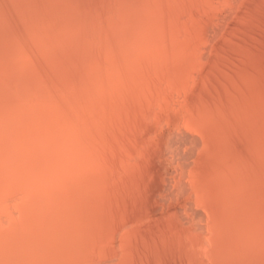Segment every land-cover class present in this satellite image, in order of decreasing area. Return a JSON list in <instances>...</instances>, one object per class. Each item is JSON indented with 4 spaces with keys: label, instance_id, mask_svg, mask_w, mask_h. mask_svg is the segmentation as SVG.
<instances>
[{
    "label": "bare ground",
    "instance_id": "1",
    "mask_svg": "<svg viewBox=\"0 0 264 264\" xmlns=\"http://www.w3.org/2000/svg\"><path fill=\"white\" fill-rule=\"evenodd\" d=\"M153 2L0 0V264H171L177 259L184 264H264V97L259 98L255 84L252 98L250 87L242 91L231 81L238 92L229 87L235 93L223 95L238 96L219 95L231 106H223L221 99L216 105L218 91L213 95L210 90L217 95L210 107L203 102L210 94L201 97L197 87L199 93L192 92L202 101L195 104L198 108L197 100H188L192 93L185 99L198 113L193 106H187L193 114L184 113V107L185 115L179 111L175 101L195 68L184 64L188 76L183 65L178 67L177 53L167 52L160 7ZM184 88L189 91V84ZM169 91L177 92L170 95L177 96L173 104L166 98ZM142 105L155 108L152 115ZM139 107L145 119L157 117L160 121H150L159 125L177 116L172 110L183 114L177 117H185L179 120L182 128L170 121L172 131L178 127L184 134L187 127L201 136L194 138L196 147L185 142L191 149L177 137L191 150L188 162L176 138L170 142L175 145L158 144L159 136L158 145L139 143L144 137L137 126L145 122L144 115L139 113L138 131L128 123L137 120L133 113ZM125 121L139 133L140 145L127 144L128 133L118 132L120 126L128 130ZM248 123L253 128L247 129ZM234 130L244 136L251 131L245 146L233 145L235 139L230 143ZM135 132L128 134L133 141Z\"/></svg>",
    "mask_w": 264,
    "mask_h": 264
},
{
    "label": "rangeland",
    "instance_id": "2",
    "mask_svg": "<svg viewBox=\"0 0 264 264\" xmlns=\"http://www.w3.org/2000/svg\"><path fill=\"white\" fill-rule=\"evenodd\" d=\"M152 1H154L155 2V5H154V7L155 6H157V7H160V9H159V12H157V14L160 16V18L158 19V20H160L161 21V25H160V27H159V29L161 30L160 31V33H162L163 31L165 32V34L163 35V33H162V35H163V39H164V41H165V43H166V45L168 44V48H169V51H167L168 53L169 52H174L175 51V53H177L176 54V59H177V61H178V59H179V62H178V67H180V66H184V64H185V66H187L188 67V69L191 67V69L190 70H192L193 68H195L194 70H197V73H196V71H191V73H193L194 75H192V74H190V72H188V71H190V70H188V69H186L185 68V66H184V68L183 69H185L184 71L186 72H188V76L189 75H192V76H189V77H187L186 75L187 74H184V76H186L185 78H188V79H190V77L192 78V77H194V78H192V80L194 79L195 80V77L197 76L196 74H198L199 76H197L196 77V80H195V82H194V84L192 85V84H190L189 82L191 81V82H193L192 80H190L188 83H187V81H185L183 84L184 85H186L187 87H188V84H189V88H190V90H191V92H190V90L188 91V88H184V87H186V86H182V84H181V88H183V89H180V90H182L183 92H181L180 90L178 91L179 93L181 92V94H178V96H183L184 97V101H183V99H182V97L180 96V98H178L179 100L181 99L182 101H183V103H189L188 105L186 104H184V105H182L181 104V102H179V106L177 105L178 104V101H175V100H177V98H175V97H177V96H175V94L177 93L176 91H174V92H171V93H175L174 95L172 94V96H170L171 95V93H170V91H169V96L173 99V100H169L170 98H169V96L167 97L166 96V98H168V101H172V104H173V102L175 101V102H177V104L175 105L177 108H178V110L180 109V108H183L184 107V113L185 112H187L186 114H188L189 112L188 111H191L192 110V108H190V107H192L193 106V101H195V100H197V102H194V106L196 107V108H198V106H196L195 104L197 103V105H198V100L199 99H195V96L194 95H196L197 93H199L198 91L196 92V88L198 87V88H200L201 89V94L203 95V96H201V97H204V98H206V96H204V95H207V98H209V100L207 99V101H203V102H205V103H208L209 105L212 103L211 102V100L212 99H215L216 97H217V95H216V97L214 98V96L212 97V93H213V95H214V93L216 92V91H218V92H216L217 94H218V97L215 99V101H214V103L216 102L217 104H218V106L220 107V105L222 104H220L219 105V103L220 102H224L223 103V106H227V105H224V104H230V106H231V102H230V99L228 100V101H224V100H222V98H224L225 99V96L226 97H231V96H233V97H235V95H237L238 93H236L235 95H233L232 93L231 94H228V92L226 93V94H224L223 95V93L224 92H226L227 90H229V89H225V88H231L232 87V85L233 84H235L236 86L237 85H240L241 86V88H242V86H245V90H246V88H247V90L249 89V87H250V89H251V91H249V95L250 94H252L253 92H254V89L255 88H253L254 87V85L253 84H255V87H256V90H258V95L260 96L259 98H261V97H264L263 96V94L261 95V93L263 92L264 93V0H234V1H236L235 3H234V1L233 0H231L232 2H231V4L229 5V2H230V0H221V3H220V0L219 1H216V0H207V2H205L206 4H204V1L205 0H151V2ZM157 1V2H156ZM164 1V2H163ZM215 1H216V3H217V5H215L216 3H215ZM250 1V2H249ZM154 2H153V4H154ZM179 2V3H178ZM196 2V3H195ZM214 4H213V3ZM223 2V3H222ZM224 2H225V4H224ZM240 2V3H239ZM159 3V4H158ZM169 3V4H168ZM208 3V4H207ZM234 3V4H233ZM243 3V4H242ZM253 3L255 4V6L253 5ZM177 4V5H176ZM197 4V5H196ZM201 4V5H200ZM203 4V5H202ZM238 4V5H237ZM175 7H174V6ZM183 5V6H182ZM194 5V6H193ZM205 5H208L207 7L205 6ZM219 5V6H218ZM220 5H222V7H220ZM237 5V6H236ZM246 5V6H245ZM164 6V7H163ZM172 8H171V7ZM196 6V7H195ZM217 6L219 7V8H217ZM232 6V7H231ZM243 6V7H242ZM249 6V7H248ZM166 7V8H165ZM184 7V8H183ZM210 7V9H208ZM225 7H227L228 8V11L226 10L227 8H225ZM239 7H241V8H239ZM249 9H248V8ZM260 7V8H259ZM163 8H164V11H163ZM196 8V9H195ZM207 8V9H206ZM216 9L215 11H213L214 9ZM221 8V9H220ZM247 8V9H246ZM258 8V9H257ZM167 9V10H166ZM189 9V10H188ZM206 9V10H205ZM224 11H223V10ZM232 9V10H231ZM235 9V10H234ZM240 9V10H239ZM252 9V10H251ZM171 10V11H170ZM181 10V11H180ZM190 10L192 11V13L190 12ZM197 10V11H196ZM229 10H231V11H229ZM242 10V11H241ZM250 10H251V12H250ZM188 11L190 12V13H188ZM212 11V12H211ZM220 11V12H219ZM244 11V12H243ZM170 12V13H169ZM173 12V13H172ZM186 12V13H185ZM199 12V13H198ZM217 12V13H216ZM225 12V13H224ZM231 12V13H230ZM256 12V13H255ZM208 13V14H207ZM211 13V14H210ZM219 13V14H218ZM222 13V14H221ZM259 15H258V14ZM262 13V14H261ZM162 14V15H161ZM171 14H173V15H171ZM185 14V15H184ZM202 14V15H201ZM217 14V15H216ZM229 14H231V15H229ZM177 15H178V17H177ZM180 15V16H179ZM212 15V16H211ZM213 15H214V17H213ZM222 15H226V17L225 16H222ZM229 17H228V16ZM236 15V16H235ZM169 16H171V17H169ZM172 16H173V18H172ZM175 16H176V18H175ZM192 16V17H191ZM208 16V17H207ZM219 17H221V18H224V19H219L218 20V18ZM239 16V17H238ZM249 16V17H248ZM261 16H263V17H261ZM170 19H169V18ZM196 17H198V18H196ZM202 17V18H201ZM205 17V18H204ZM216 17V18H215ZM232 17V18H231ZM168 18V19H167ZM188 18V19H187ZM190 18V19H189ZM191 18H193L192 20H191ZM200 18V19H199ZM209 18V19H208ZM213 18V19H212ZM215 18V19H214ZM242 18H244V19H242ZM167 19V20H166ZM172 19H174L175 21H173L174 22V24H173V22H172ZM207 19V20H206ZM238 19V20H237ZM249 19V20H248ZM197 20V21H196ZM201 20V21H200ZM223 20V21H222ZM230 22H229V21ZM167 21H169V23L167 22ZM172 23H171V22ZM179 21H181V22H179ZM182 21H183V23H182ZM190 21H192V22H190ZM198 21H200V22H198ZM219 22L218 24L216 23V22ZM222 21V22H221ZM226 21V22H225ZM228 21V22H227ZM233 21V22H232ZM250 21H252V22H250ZM259 21V22H258ZM175 22H176V24H175ZM185 22H187L186 24H185ZM245 24H243V23ZM248 22H249V24H248ZM167 23V24H166ZM197 23V24H196ZM204 23V24H203ZM216 23V24H215ZM221 23H223V24H221ZM188 24V25H187ZM220 24V25H219ZM251 24L253 25V26H255V27H253V26H251ZM163 25H164V27L165 28H163ZM171 25H174L173 27L174 28H172V26L170 27ZM197 25V26H196ZM217 25H218V27H217ZM259 25V26H258ZM184 26V27H183ZM210 26V27H209ZM249 26V27H248ZM169 27H170V29L172 30H170L169 29ZM180 28V29H182V27H183V29L182 30H177V28ZM217 27V28H216ZM226 27V28H225ZM230 27H233V28H230ZM241 27H243V28H241ZM192 28V29H191ZM209 28V29H208ZM212 28H213V30H212ZM251 28V29H250ZM260 28V29H259ZM166 29V30H165ZM176 29V30H175ZM194 29H196V30H194ZM214 29H215V31H214ZM224 29V30H223ZM226 29V30H225ZM257 29V30H256ZM259 29V30H258ZM262 29V30H261ZM169 30L171 31V32H169ZM174 30V31H173ZM230 30V31H229ZM236 30H238V33H237V31ZM245 30V31H244ZM247 30V31H246ZM176 31V32H175ZM179 31V32H178ZM214 31V32H213ZM220 31H221V33H220ZM227 31V32H226ZM234 31H236V32H234ZM239 31H242L241 33L239 32ZM254 31V32H253ZM260 31V32H259ZM174 32V33H173ZM216 32V33H215ZM244 32V33H243ZM253 32V33H252ZM262 32V33H261ZM178 34V35H174L173 36V39H172V35L171 36H169V34ZM213 33H214V35H213ZM224 33H226V34H224ZM246 33V34H245ZM196 34V35H195ZM208 34V35H207ZM224 34V35H223ZM228 34V35H227ZM231 34V35H230ZM243 34H245V35H243ZM165 35H166V37H165ZM212 35V36H211ZM225 37H223V36ZM233 35V36H232ZM176 36H178V37H176ZM189 36H190V38H189ZM207 37V38H205V40H204V37ZM209 36H210V38H209ZM171 37V38H170ZM196 37H198V39L196 38ZM236 37V38H235ZM251 37V38H253L252 39V42L250 41V39L249 38ZM260 37V38H259ZM263 37V38H262ZM179 38V39H178ZM183 38V39H182ZM188 40H191V41H193V42H190V41H188ZM203 38V39H202ZM209 38V39H208ZM218 38V39H217ZM235 38V39H234ZM239 38H241L242 40H240ZM170 39V41H168ZM185 39H186V41H185ZM210 39H211V41L212 42H210ZM224 39H225V41H224ZM227 39V40H226ZM237 39V40H236ZM261 40V43H260V40ZM174 40V41H173ZM178 40H180L179 41V43H178ZM197 40V41H196ZM199 40V41H198ZM201 40V41H200ZM206 40H209V41H207L206 42ZM215 40H217V42L215 41ZM254 40V41H253ZM177 41V42H176ZM227 41V42H226ZM241 41V42H240ZM250 41V42H249ZM163 42V41H162ZM174 42V43H173ZM175 42H176V44H175ZM201 42V45H203V46H201L199 43ZM213 42H214V44H213ZM216 42V43H215ZM242 42H246V43H242ZM263 42V43H262ZM210 43V44H209ZM171 44V45H170ZM192 44V45H191ZM199 44V45H198ZM204 44H207V46L206 45H204ZM212 44H213V46H212ZM229 44V45H228ZM232 44V45H231ZM247 44V45H246ZM252 44V45H251ZM180 45V46H179ZM195 45V46H194ZM197 45V46H196ZM260 45V46H259ZM170 46V47H169ZM179 46V47H178ZM198 46H201V48L204 50H198V52L196 51V52H194L195 51V49L197 50V48L199 49V47ZM245 46V47H244ZM177 47V48H176ZM186 47V48H185ZM191 47V48H190ZM211 47V48H210ZM220 47V48H219ZM241 47V48H240ZM253 47V48H252ZM170 48H172V49H170ZM185 48V49H184ZM188 48V49H187ZM200 48V49H201ZM230 48V49H229ZM245 48V49H244ZM247 48H249V49H247ZM212 49V50H211ZM258 49V50H257ZM194 50V51H193ZM243 50H246V53H245V51H243ZM193 51V52H192ZM211 51V52H210ZM217 51V52H216ZM239 51V52H238ZM250 51V52H249ZM166 52V53H167ZM189 52V53H188ZM202 52H204V53H202ZM236 52L237 53H239V54H241V55H239V54H236ZM249 52V53H248ZM174 53V54H175ZM181 53V54H180ZM194 53H198L197 55L195 54L194 55ZM211 53H213V54H211ZM234 53V54H233ZM248 53V54H247ZM253 53V54H252ZM256 53H258V54H256ZM179 54H180V56H179ZM183 54V55H182ZM186 54V55H185ZM206 54V55H205ZM207 54H209V55H207ZM250 54V55H249ZM178 55V56H177ZM219 55V56H218ZM256 57H255V56ZM185 56V57H184ZM240 56V57H239ZM246 56V57H245ZM248 56V57H247ZM252 56V57H251ZM190 57V58H189ZM199 57V58H198ZM201 57V58H200ZM254 57V58H253ZM180 58H182V59H180ZM183 58H185V59H183ZM208 60H207V59ZM237 58V59H236ZM244 58V59H243ZM191 59H192V61H191ZM201 59V60H200ZM239 59V60H238ZM242 59V60H241ZM203 60H204V62H203ZM210 60V61H209ZM222 60V61H221ZM249 60V61H248ZM201 61V62H200ZM249 63H248V62ZM175 62V61H174ZM203 62V63H202ZM241 62V63H240ZM190 63V64H189ZM207 63H209V65L207 64ZM219 63V64H218ZM258 63V64H257ZM194 64V65H193ZM198 64V65H197ZM208 66H207V65ZM228 64V65H227ZM233 64V65H232ZM223 65V66H222ZM206 66V67H205ZM227 68H226V67ZM245 66V67H244ZM193 67V68H192ZM202 67V68H201ZM213 67V68H212ZM237 67V68H236ZM216 68V69H215ZM246 68V69H245ZM181 69V68H180ZM228 69V70H227ZM230 69H232V70H230ZM238 69V70H237ZM241 69V70H240ZM243 69V70H242ZM182 70V69H181ZM200 70V71H199ZM203 70V71H202ZM218 70V71H217ZM222 71V73H220L221 71ZM198 71H199V73H198ZM184 72V73H185ZM186 72V73H187ZM202 72V73H201ZM215 72H217V73H215ZM204 73V74H203ZM234 73H235V75H234ZM222 74V75H221ZM243 74V75H242ZM214 76V77H213ZM233 76V77H232ZM237 76V77H236ZM244 76V77H243ZM255 76V77H254ZM206 77V78H205ZM225 77V78H224ZM242 77H243V79H242ZM188 79H186V80H188ZM255 79V80H254ZM183 80H185V79H183ZM214 80V81H213ZM233 80H234V82H233ZM247 80H249L248 82H247ZM200 81V82H199ZM226 81H227V83H226ZM232 81V82H231ZM236 81L238 82V84H236ZM258 81V82H257ZM183 82V81H182ZM196 82H198V83H196ZM222 82V83H221ZM224 82H225V84H224ZM228 82H231V84H229ZM245 82V83H244ZM246 82H247V84H246ZM251 83V86H248V84H250ZM200 83V84H199ZM202 83V84H201ZM195 84H197V85H195ZM218 84V85H217ZM227 84V85H226ZM243 84V85H242ZM222 85H224V86H222ZM225 85L227 86V87H225ZM231 85V86H230ZM234 85V87H235V89H236V86ZM194 86V88H192ZM223 87V89L225 90V91H223V89H222V87ZM247 86V87H246ZM203 87V88H202ZM212 87V88H211ZM217 87V89L218 88H220V89H222L221 91H223V92H221L219 89L217 90V89H215ZM234 87H232V88H234ZM239 87V86H238ZM237 87V89H236V91L238 92V89L240 88H238ZM257 87H259V89L257 88ZM151 88H153L152 86H151ZM242 88V91H244V89ZM168 89L169 88H167L166 89V93L168 92ZM205 89H207V90H205ZM208 89H209V92H208ZM214 89H215V91H214ZM235 89H230L229 91H234ZM170 90V89H169ZM184 90H186L187 91V93H186V91L184 92ZM210 90H211V92L212 93H210ZM246 90V91H247ZM195 92L196 94H194L193 92ZM207 91V92H206ZM231 91V92H232ZM241 91V92H242ZM188 92H190V93H188ZM251 92V93H250ZM191 93H192V95L194 96V99L193 100H191V99H189V98H193V96H189V98H188V100L189 101H192V102H188V100H187V98L185 99V94L186 95H191ZM206 93V94H205ZM215 93V94H216ZM230 93V92H229ZM233 93H235V91L233 92ZM247 93L248 92H246L245 93V95H246V97H248L247 96ZM255 93V92H254ZM256 93H257V91H256ZM201 94H199V95H201ZM209 94H210V96H209ZM239 94H240V92H239ZM177 95V94H176ZM219 95H221L220 97H222V95H223V97L222 98H220L219 97ZM254 95V94H253ZM209 96V97H208ZM238 96V95H237ZM255 96V95H254ZM196 97H198V95L196 96ZM212 97V98H211ZM241 97V96H240ZM250 97H252L253 98V96L252 95H250ZM175 98V99H174ZM200 98V97H199ZM203 98V99H204ZM237 98V97H236ZM249 98V97H248ZM222 101H221V100ZM228 99V98H227ZM232 99V98H231ZM206 100V99H205ZM219 100V101H218ZM250 100V99H249ZM185 101H187V102H185ZM199 101H201V99L199 100ZM232 101V100H231ZM233 101H234V98H233ZM169 102V103H170ZM202 102V101H201ZM201 102L199 103V104H201ZM210 102V103H209ZM219 102V103H218ZM225 102H227V103H225ZM190 103H192V105H190ZM215 103V104H216ZM153 104V103H152ZM152 104H150V105H145V107H147V106H151V108H152ZM172 104H171V106L170 107H174V106H172ZM216 104V105H217ZM170 105V104H169ZM202 105H204V104H202ZM208 105V106H209ZM212 105H213V103H212ZM212 105H210V107L212 106ZM143 107H144V105H142ZM141 106V107H142ZM187 106H190L189 108L191 109H188L187 110ZM193 106V112L196 110V108ZM229 106V105H228ZM141 107H139L140 109H141V111L139 112L137 109H136V112L135 113H133V117H134V119L136 120V118H135V116L137 117L138 116V118H137V120L136 121H132V120H130L129 121V119H127L129 122V124H130V122H131V124H132V122H133V124H134V126L136 125H138V124H140L139 122L137 123V121H138V119L139 118H141V119H143V117H141V115L143 114L144 115V120H145V122H143V123H141L139 126H137L139 129L141 128V130H139V133H140V136H141V134L143 135V136H141V137H144L145 138V140L146 141H144V138H141L140 136H139V133L137 132L138 131V129H137V127L135 128L134 126H130L131 128L129 129V125H127V122H126V124L125 125H127L126 127H128V128H126V129H128V130H125L124 128H122L121 126H120V128L118 129V132H124L125 133V135H126V133H128V134H130V133H132V134H134V132L136 131L137 132V134H136V132H135V134L138 136L137 137V140H136V138H134V141H135V143H134V141H133V138L132 137H128V134L125 136L126 138H127V140H130L129 142H127V140L125 141L124 140V134L122 135L121 133H119V135H121V137H122V139L127 143V144H132V145H136V143L138 144V145H144V144H149V145H154V142L156 143V145H158V144H160V145H168V143L170 144V142L171 141H173V139L172 138H174V141L176 142V140H175V138L177 139V142L176 143H179L180 141L178 140V138L181 140L182 139V145L186 142V143H188L189 145H190V147H193V143H194V146L196 147V145H195V142L194 141H198L199 139L201 140V136L199 135V134H194V135H191V134H193V133H196V132H193L191 129H189V128H187L186 126H184V128H185V131H184V134L182 133V131H181V129L180 128H182V127H180L181 125L180 124H182L181 122H179V120H185V117L183 118H181V119H179V118H177L179 115V117H181V116H183V112L181 111V110H183V109H180L179 111H181L183 114H179V112L176 110V112H173L174 110H172V114L174 113V114H176L175 116V118L173 117L174 115H172L171 116V118H169L170 120H168L169 122H167V120H166V124H170V125H167L166 126V124H164L163 122V124H164V126H163V124H161V122H160V125H162V126H160L159 125V122H156V124L154 123H152V122H154V121H160V120H158L157 119V117L156 118H154L153 119V117L154 116H149L148 118H151V119H145V113H147V111H149V114L151 113V115H152V111L155 109L154 107V109L152 110L150 107H148L149 108V110L148 109H146L145 107L143 108V112H145V113H142V108ZM176 107H174L175 109H177ZM186 107V108H185ZM200 107V106H199ZM207 107V106H206ZM206 107H202L201 109H203V111L206 109ZM214 107H215V105H214ZM138 108V107H137ZM173 108V109H174ZM218 108V107H217ZM230 108V107H229ZM144 109H146V110H144ZM151 109V110H150ZM209 109V108H208ZM224 109H226L227 111H228V109H227V107H225ZM133 110H135V108L133 109ZM133 110H131L130 112H129V114L133 111ZM200 109H198L197 111H199ZM205 111H208L207 109L205 110ZM204 111V112H205ZM134 112V111H133ZM155 112H157L156 110H155ZM177 112H178V114H177ZM192 112V111H191ZM190 112V113H191ZM193 112H192V114H193ZM139 113H141V115L139 114ZM170 113H171V108H170ZM189 113V114H190ZM195 113V112H194ZM198 112H196L195 114H197ZM135 114V115H134ZM148 114V113H147ZM148 114V115H149ZM131 116H132V114H130ZM129 115V116H130ZM185 115V114H184ZM131 116L130 117H128V118H130V119H132L131 118ZM178 121L179 122V124H178V126L180 127L179 128V130H178V127H176L177 129H175V130H178V132L180 133H175V130H173L172 131V129H174V127L171 125V123H173V125L175 124V121ZM152 122H151V121ZM148 121H150L151 123H149ZM170 121H173V122H171L170 123ZM137 124H136V123ZM145 124H147V126H144ZM249 125H247V129L248 128H253L252 126H253V124H251V123H248ZM125 125H122V126H125ZM154 125H157L158 127H160V128H158L157 126H156V128L154 127ZM176 126H177V124H175ZM141 126V127H140ZM171 128H170V127ZM183 126V125H182ZM249 126V127H248ZM145 127H147V129L146 130H143ZM161 127H164V128H162V130H161ZM166 127H168L167 129H166ZM173 127V128H172ZM132 128H135L134 130L135 131H131V129ZM143 128V129H142ZM155 128V129H154ZM157 128H158V130H157ZM122 129H124L125 131H123ZM163 129H164V131H163ZM121 130V131H120ZM155 130H157V133H159V132H161L162 131V135L160 134H156V133H154V132H156ZM159 130H161V131H159ZM189 130V131H188ZM192 131V133H191V131ZM142 131H144V134H143V132ZM149 131H150V133H151V136H155V137H157V138H153V137H146L145 135L146 134H148L149 133ZM171 131H172V134H171ZM230 131H232V130H230ZM130 132V133H129ZM142 132V133H141ZM146 132H148V133H146ZM170 132V133H169ZM173 132H174V134H173ZM177 132V131H176ZM186 132V133H185ZM188 132V133H187ZM238 133L239 131H237V130H234L233 132H229V134L231 133V135H233V136H229V134H228V138H229V140H230V138H231V140H230V143L232 144V142L231 141H233L234 139H235V141H233V145H243V146H245V144H246V142H245V140H246V138H248L249 139V132H251V131H249L246 135L247 136H244V135H241V133L239 132V134H237L238 136H239V138H238V136L236 135V133ZM146 133V134H145ZM166 133H167V135L169 136V137H167V135H166ZM190 133V134H189ZM233 133H235V136H234V134ZM154 134V135H153ZM171 134V135H170ZM182 134H183V136H182ZM191 135V136H188V135ZM136 135H134L135 137H136ZM131 136V135H130ZM133 136V135H132ZM133 136V137H134ZM158 136L160 137V143H158L157 144V142H159V138H158ZM179 136V137H178ZM186 136V137H185ZM194 136V137H193ZM196 136H197V138H196ZM200 136V138H198ZM141 139H140V138ZM164 137V138H163ZM167 137V139H165ZM170 137H171V140H169V142H168V139H170ZM178 137V138H177ZM188 137H189V139H191V137L193 138V140H189L188 139ZM235 137V138H234ZM129 138V139H128ZM138 138L140 139V140H142L143 139V144L141 143L142 141H139L138 140ZM151 138H153V139H151ZM185 138V141H184V143H183V139ZM194 138H196V140H194ZM233 138V139H232ZM240 138L242 139V141L241 142H243V144H241V142H240ZM132 139V140H131ZM147 139H149V140H147ZM150 139H151V143H153V144H150ZM122 140V141H123ZM156 140V141H155ZM164 140V141H163ZM131 141H133V143L131 142ZM137 141H139V143L137 142ZM146 142V143H145ZM148 142V143H147ZM163 142V143H162ZM165 142V143H164ZM173 144H174V142H172ZM172 143L170 144V145H172ZM185 143V144H186ZM127 144H125L124 143V145H127ZM184 144V145H185ZM191 144H192V146H191ZM175 145V144H174ZM176 145H181V142L179 143V144H176ZM181 145V150H185L186 151V154L187 155H185V154H183V156H182V160L183 161H187L186 159H188L189 157V155L190 154H188V153H190V151L191 150H187L188 148L189 149H191L190 147H188V145H187V147L188 148H185V146L183 147ZM185 148V149H184ZM192 150L195 152H197V149L195 150V148L193 149L192 148ZM185 151H184V153H185ZM192 151V152H193ZM195 154V153H194ZM186 157H188V158H186ZM186 158V159H185ZM185 159V160H184ZM188 162V161H187ZM203 165H204V163H203ZM205 166V165H204ZM172 172V164L171 165H169V167L167 168V172ZM185 175H184V178H188V173H184ZM183 178V179H184ZM189 179V178H188ZM187 179V180H188ZM185 181H186V183H187V185H188V183L189 182H187V180L186 179H184ZM184 181V182H185ZM185 195V197H186V194H184ZM184 195H183V197H184ZM181 258V257H180ZM182 259V258H181ZM179 261V262H178ZM184 264V263H182V262H180V259H177L176 261H174V260H172L171 261V264ZM185 264H187V263H185Z\"/></svg>",
    "mask_w": 264,
    "mask_h": 264
}]
</instances>
